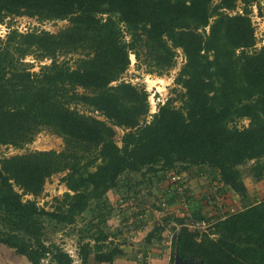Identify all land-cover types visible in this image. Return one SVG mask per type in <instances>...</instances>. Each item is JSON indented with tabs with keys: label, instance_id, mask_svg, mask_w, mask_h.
<instances>
[{
	"label": "trees",
	"instance_id": "obj_1",
	"mask_svg": "<svg viewBox=\"0 0 264 264\" xmlns=\"http://www.w3.org/2000/svg\"><path fill=\"white\" fill-rule=\"evenodd\" d=\"M255 1L0 0V23L19 16L68 22L55 34L10 29L0 38V146L20 149L42 129L64 142L60 152L0 158V245L29 264H74L62 247L45 244L41 218L71 225L134 174L143 179L137 185L150 186L148 174L164 184L169 173L198 168L204 177L208 170L221 187L216 195H201L202 202L214 203L230 189L248 204L240 167L264 158V44L256 47L249 17ZM237 2L241 13L232 14ZM138 49L157 75L175 66L176 50L184 59L174 78L182 92L152 114L146 91L119 81L129 54L139 58ZM72 53L80 55L74 68L55 59ZM32 54L51 62L38 73L19 69L17 63ZM77 105L104 120L80 113ZM241 119L247 126H237ZM115 127L123 132L120 146ZM259 170V164L251 168ZM63 171L67 192L51 211L39 208L34 199L45 181ZM26 195L33 199L22 200ZM166 197L165 206L181 213L173 218L171 264L175 249L195 264H264V199L224 217L216 208L218 216L199 232L188 222L207 217L191 206L192 197ZM96 228L92 244L79 240L76 246L79 264H89L91 254L96 263H112L120 253L106 246L112 233Z\"/></svg>",
	"mask_w": 264,
	"mask_h": 264
},
{
	"label": "rangeland",
	"instance_id": "obj_2",
	"mask_svg": "<svg viewBox=\"0 0 264 264\" xmlns=\"http://www.w3.org/2000/svg\"><path fill=\"white\" fill-rule=\"evenodd\" d=\"M215 2L216 1L212 4H215ZM239 3L240 2H237V8L232 12L237 13L241 10L242 5ZM249 11V17L251 19L257 43L256 47L258 48L264 44V2L256 0L250 4ZM66 26H68L67 21L39 22L35 18H28L26 16L9 17L6 18L3 23H0V38L2 37L3 39L5 37V35L3 36V33L5 31L7 33L10 29H16L18 31L21 30L19 32L45 30L55 34ZM128 40L129 38L125 34L124 41ZM138 52L140 53L139 58H136L133 54H129L130 64L125 73L120 77L119 81L128 82L138 89L141 88L146 91L147 101L149 104V114H152L153 103L155 104L158 102L162 104L167 98H173L182 92L180 87L174 84V78L176 77L182 64L178 61L180 52L176 50L177 57L175 66L162 75H157L155 71L150 73L149 70H153V68L145 62L144 50L138 49ZM79 56L80 55L78 53H72L65 56L58 55L55 59L57 62L66 61L70 68H74V63ZM50 62L51 60L49 58L39 59L36 58V55L32 54L21 59L17 63V67L19 69H26V71L30 73H38L41 66L48 65ZM148 80L149 82H154L153 87L149 86L147 83ZM156 80L159 82L155 83ZM77 91L82 92L80 89ZM174 104L179 106V102ZM72 107L73 106H71V108ZM75 107L80 113L82 112L99 120H104V118L97 112H93L80 105ZM154 109L155 112L156 108ZM147 120L149 119L147 118ZM247 124L248 120L241 119L237 123V126L241 128L243 126H247ZM114 130V140L116 144L120 146V138L123 134L122 129L115 127ZM63 148L64 142L61 137L52 134L46 129H42L34 136L30 144H26L20 149H14L13 147L6 145L0 146V158L20 155L30 151L60 152ZM254 164H259L260 170L252 173L251 168ZM240 171L242 181L247 188V195L249 196L248 200L250 202H248V204L264 199V158L258 157L257 160L250 161L249 163L241 166ZM66 172L67 171H63L54 174L45 181L42 192L34 199L39 208L51 211L54 206L57 205L56 199H61L62 195L67 192V189L61 180ZM197 172L198 171H195V169H188L187 171L180 173L183 178L191 176L190 180H192L193 186L195 187V191L193 190L194 193L192 192L191 195L193 199L191 206H194L193 208L195 209L199 208L202 210L204 216L207 217L204 225H194L196 227H191V225H189L191 229L197 228L199 232L207 231L208 226L213 222L215 216H218L216 208L236 207L235 209H241L245 207V205H248L246 204V201H243L240 196L234 194L230 189H226L224 194L220 195L221 198L219 200L214 201V203L210 202L209 204H205L201 201V195L205 192L211 195H216L215 192H217V188H220L221 186L214 184L210 176V171H204V177L202 175H198ZM148 175L150 177L147 176L146 178H150V186L145 184L137 185L143 179L140 175H130L128 179H125L120 183V189L107 192L102 201L98 203L96 201L90 203L89 210L76 217L74 223L71 225L57 224L52 220L41 218V227L45 244H54L67 250H71L74 245L78 246L79 240L83 243L90 241L92 244L93 241L90 239L91 235H96V227L100 226V228H103L105 232L109 234L112 233L110 239L105 242L107 243L106 246L111 248L116 245L119 249V244H123V246H125L123 248L126 252L130 253V255L133 254L136 256V253L140 254L142 245L146 244L149 232L159 230L161 226H163L164 230L156 232L154 239H164L166 243H168L167 249L169 250L171 257L172 247L170 249V246L175 231V222H173V218L174 216H181V213L176 211V209H169V207L172 206L166 207L163 205L165 202L164 200L168 198L166 197L167 193L163 194L165 190L164 184L156 182L157 176L152 177L150 174ZM158 175H160V173ZM215 187L216 189H214ZM147 188H149V194L147 193ZM133 189L138 191L139 194L135 195ZM126 197L130 199L137 198L138 203H141L143 206L144 216L142 220L138 218L132 221L131 224L124 227L121 225V210L123 208L122 203L119 204L117 202L121 200L123 204H125ZM28 199L31 200L33 197L30 195L22 197V200ZM252 199L253 201H251ZM104 205H106V207L102 208ZM136 206V203H132L131 205L133 208ZM138 228H140L141 231L139 236L137 234ZM92 255L93 254L89 256L90 259L93 258ZM0 264L29 263L24 257L16 255L13 250L0 245ZM168 264H171L170 260L168 261Z\"/></svg>",
	"mask_w": 264,
	"mask_h": 264
},
{
	"label": "crops",
	"instance_id": "obj_3",
	"mask_svg": "<svg viewBox=\"0 0 264 264\" xmlns=\"http://www.w3.org/2000/svg\"><path fill=\"white\" fill-rule=\"evenodd\" d=\"M195 171H199L201 169L194 168ZM188 182L187 185L190 188V190L194 193L195 187L193 186L192 180H190L191 176L186 177ZM194 190V191H193ZM132 203H136L138 208L131 207ZM128 204V206H127ZM169 209H174L172 207H169ZM143 206L141 203H138V200L132 201L130 198H126L125 204L121 210L122 218H121V225L126 226L131 224L132 221L136 219L142 220L144 213H143ZM138 223V222H137ZM138 236L141 234L140 228L137 229ZM110 239V238H109ZM107 244V243H106ZM166 241L163 239L161 240H155V239H148L146 244L142 245L140 254L136 253L135 255H130V253L126 252L124 250L123 244H119L120 253L115 255L113 258L112 263H96L94 261V258L90 259L89 257V264H168V261L170 260V254L169 250L167 249ZM115 247H117L115 245ZM118 248V247H117ZM171 249V246H170ZM93 256V255H92Z\"/></svg>",
	"mask_w": 264,
	"mask_h": 264
},
{
	"label": "built area",
	"instance_id": "obj_4",
	"mask_svg": "<svg viewBox=\"0 0 264 264\" xmlns=\"http://www.w3.org/2000/svg\"><path fill=\"white\" fill-rule=\"evenodd\" d=\"M237 13H241V10L238 11ZM232 14H235V12H232ZM21 31V30H19ZM6 34V31L3 33V36ZM2 38V37H1ZM179 63H183L184 59L181 53H179ZM187 178H183L180 174L178 175H174V174H167L165 177V182H164V187H165V192L167 193V195L170 194H174L179 193L181 194L182 198L181 201L183 202L184 198L186 200L187 197H191L192 195V191L189 190V194H187V196L184 193V190L186 188H189L186 182ZM221 197H216V201L219 200ZM134 198H132V201ZM117 203L121 204L122 203V207L124 206L123 202L121 200H119ZM163 205L165 206V204L163 203ZM183 207L187 208V206L183 205ZM236 207H222L221 209V217H224V214L226 212L233 214L236 213L238 210L240 209H235ZM205 222H200V223H192V221L188 222V227L189 225H191V227H196L194 225H204ZM199 227V226H198ZM190 228V227H189ZM193 229H197V228H193ZM170 244V243H169ZM64 252H66L73 260L74 264H79V260H78V249L77 247L74 245V247L70 250L64 249L62 248Z\"/></svg>",
	"mask_w": 264,
	"mask_h": 264
},
{
	"label": "water",
	"instance_id": "obj_5",
	"mask_svg": "<svg viewBox=\"0 0 264 264\" xmlns=\"http://www.w3.org/2000/svg\"><path fill=\"white\" fill-rule=\"evenodd\" d=\"M173 264H195L191 262L190 260L182 259L177 252V249L174 251V259H173Z\"/></svg>",
	"mask_w": 264,
	"mask_h": 264
},
{
	"label": "bare ground",
	"instance_id": "obj_6",
	"mask_svg": "<svg viewBox=\"0 0 264 264\" xmlns=\"http://www.w3.org/2000/svg\"><path fill=\"white\" fill-rule=\"evenodd\" d=\"M157 82H159V81L156 80L155 83H157ZM147 83L149 84L150 87H151V86L153 87V85H154V82H149V80L147 81ZM158 104H160V103H158V102H156L155 104L153 103V110H152L153 112H154V110H155L154 108H157V105H158ZM151 107H152V105H151ZM153 112H152V113H153Z\"/></svg>",
	"mask_w": 264,
	"mask_h": 264
}]
</instances>
